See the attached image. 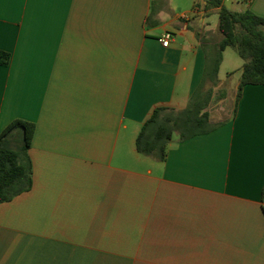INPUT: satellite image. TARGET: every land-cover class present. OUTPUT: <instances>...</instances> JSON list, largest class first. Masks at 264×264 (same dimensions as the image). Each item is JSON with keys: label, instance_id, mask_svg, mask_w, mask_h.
<instances>
[{"label": "crops", "instance_id": "obj_1", "mask_svg": "<svg viewBox=\"0 0 264 264\" xmlns=\"http://www.w3.org/2000/svg\"><path fill=\"white\" fill-rule=\"evenodd\" d=\"M222 5L264 18V0ZM219 10L0 0V134L35 125L32 188L0 204V264H264V85L232 100L206 75ZM202 85L212 102L224 87L213 128L175 133L163 161L141 154L154 110L186 109Z\"/></svg>", "mask_w": 264, "mask_h": 264}, {"label": "trees", "instance_id": "obj_2", "mask_svg": "<svg viewBox=\"0 0 264 264\" xmlns=\"http://www.w3.org/2000/svg\"><path fill=\"white\" fill-rule=\"evenodd\" d=\"M211 6L220 7L219 30L222 40L218 46L214 65H208L206 75L215 80L218 76L223 53L233 48L244 61L238 88L237 100L247 85H264V18L251 11L234 12L222 5V0H207ZM9 55L0 51V65H6ZM197 90L188 107L177 111L171 108H157L145 122L138 138L137 149L146 156L165 160L167 148L175 133L182 140L210 131L209 106L213 90ZM170 114H166L167 112ZM18 130L22 131V145L19 150L10 146V139ZM35 125L24 121H13L0 134V204L10 202L32 188V163L28 155Z\"/></svg>", "mask_w": 264, "mask_h": 264}, {"label": "rangeland", "instance_id": "obj_3", "mask_svg": "<svg viewBox=\"0 0 264 264\" xmlns=\"http://www.w3.org/2000/svg\"><path fill=\"white\" fill-rule=\"evenodd\" d=\"M176 2L180 3L182 6H186L188 4V0H176ZM210 17L216 34H218L222 38V34L218 28L220 22L218 14L213 13L211 14ZM217 53H218V48L215 52H212L210 54L209 66L212 67L214 65L215 59L217 58ZM223 54L225 59L220 68L219 79L223 81H228V89L231 93L232 100H234L241 79L238 74H235V72L237 71L238 67L243 64L244 61L239 56L237 51L234 50L233 48H228ZM228 75H231V77L228 78ZM220 88L221 89H219L216 92L215 98L213 99V102L210 105V110L212 111L214 119L217 118V115L219 116V114H217L216 111L220 110V106H219L220 99L217 98L220 96L222 92L220 90L224 89V87L221 86ZM221 105L225 108V110L226 108H228L226 107V104H221ZM166 114H170V112L168 111ZM21 145H22V131L18 130L10 139V146L14 150H19L21 148Z\"/></svg>", "mask_w": 264, "mask_h": 264}, {"label": "built area", "instance_id": "obj_4", "mask_svg": "<svg viewBox=\"0 0 264 264\" xmlns=\"http://www.w3.org/2000/svg\"><path fill=\"white\" fill-rule=\"evenodd\" d=\"M247 4H250L252 0H241ZM173 39V34L171 32H165L161 37L160 41L164 47H169L171 45Z\"/></svg>", "mask_w": 264, "mask_h": 264}]
</instances>
